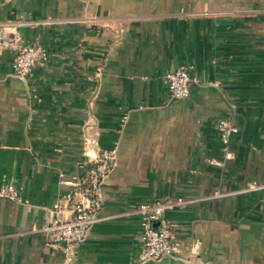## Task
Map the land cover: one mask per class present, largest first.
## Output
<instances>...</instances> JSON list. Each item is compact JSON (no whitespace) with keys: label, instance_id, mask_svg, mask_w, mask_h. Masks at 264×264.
<instances>
[{"label":"crops","instance_id":"1","mask_svg":"<svg viewBox=\"0 0 264 264\" xmlns=\"http://www.w3.org/2000/svg\"><path fill=\"white\" fill-rule=\"evenodd\" d=\"M0 30L41 44L24 81L0 49V264H264V0H0ZM186 68L190 96L168 101L165 75ZM233 120L223 167L216 124ZM116 148L102 220L68 251L38 230L81 177L87 156ZM218 191L223 195L213 198ZM166 212L171 255L143 261L136 210Z\"/></svg>","mask_w":264,"mask_h":264},{"label":"built area","instance_id":"2","mask_svg":"<svg viewBox=\"0 0 264 264\" xmlns=\"http://www.w3.org/2000/svg\"><path fill=\"white\" fill-rule=\"evenodd\" d=\"M0 49H11L15 52L12 63L13 74L25 81L31 78L36 69L49 58L48 50L41 44L22 45L18 34L12 39L5 37L0 30ZM197 82L186 68H174L165 75L168 101H182L190 96L191 86ZM216 131L222 146L223 159H207V164L223 167L224 161L233 158L230 150L232 136L238 133V126L233 120L222 119L216 124ZM118 150L116 148L100 151L96 156H87L81 165V177H69L60 174V184L70 191L60 197L47 211V221L38 230L46 237V244L52 248L68 251L72 246L84 242L90 230L102 220L104 206L102 189L108 178L117 167ZM246 191L264 190V183L248 182ZM215 191L213 198L222 196ZM0 199L12 202L22 200L20 190L15 185L0 186ZM187 201H153L139 205L136 215L139 216L143 231V261H160L171 255V225L166 212L175 207H182ZM202 264H214L205 262Z\"/></svg>","mask_w":264,"mask_h":264},{"label":"water","instance_id":"3","mask_svg":"<svg viewBox=\"0 0 264 264\" xmlns=\"http://www.w3.org/2000/svg\"><path fill=\"white\" fill-rule=\"evenodd\" d=\"M22 80H24V79H22ZM25 81V80H24Z\"/></svg>","mask_w":264,"mask_h":264}]
</instances>
